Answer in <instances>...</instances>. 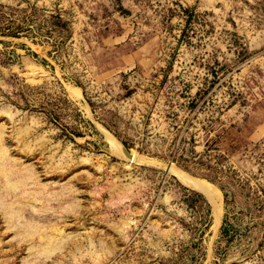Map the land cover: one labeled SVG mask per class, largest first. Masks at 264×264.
<instances>
[{
    "label": "rangeland",
    "instance_id": "374dc122",
    "mask_svg": "<svg viewBox=\"0 0 264 264\" xmlns=\"http://www.w3.org/2000/svg\"><path fill=\"white\" fill-rule=\"evenodd\" d=\"M0 264H264V0H0Z\"/></svg>",
    "mask_w": 264,
    "mask_h": 264
},
{
    "label": "bare ground",
    "instance_id": "6f19581e",
    "mask_svg": "<svg viewBox=\"0 0 264 264\" xmlns=\"http://www.w3.org/2000/svg\"><path fill=\"white\" fill-rule=\"evenodd\" d=\"M110 143H111L110 146L113 147V149H115V151H120V152L123 151L121 149L120 145L116 141H114V140L111 139L110 140ZM135 157H136L135 155H129V161H133V159ZM184 174L182 172H179L178 171V175H179L181 181L183 183H185V185H187V187L189 186V187L193 188L194 190H196V191L204 194L208 198H211L212 197L213 192H215V191H214V189H212V187H210V185H208L207 183H204L206 181L202 182L200 180H196V179H193L191 177H188V176H186V174L185 175Z\"/></svg>",
    "mask_w": 264,
    "mask_h": 264
},
{
    "label": "trees",
    "instance_id": "16d2710c",
    "mask_svg": "<svg viewBox=\"0 0 264 264\" xmlns=\"http://www.w3.org/2000/svg\"><path fill=\"white\" fill-rule=\"evenodd\" d=\"M225 200H226V196H225Z\"/></svg>",
    "mask_w": 264,
    "mask_h": 264
}]
</instances>
